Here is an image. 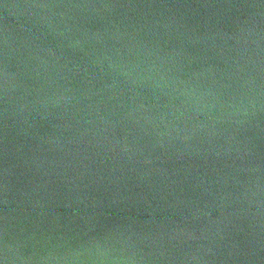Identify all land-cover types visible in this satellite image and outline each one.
<instances>
[{"label":"water","instance_id":"obj_1","mask_svg":"<svg viewBox=\"0 0 264 264\" xmlns=\"http://www.w3.org/2000/svg\"><path fill=\"white\" fill-rule=\"evenodd\" d=\"M0 264H264V0H0Z\"/></svg>","mask_w":264,"mask_h":264},{"label":"clouds","instance_id":"obj_2","mask_svg":"<svg viewBox=\"0 0 264 264\" xmlns=\"http://www.w3.org/2000/svg\"><path fill=\"white\" fill-rule=\"evenodd\" d=\"M11 248V245H9V244H7V249H6V251H7V255H8V252H9V249Z\"/></svg>","mask_w":264,"mask_h":264}]
</instances>
